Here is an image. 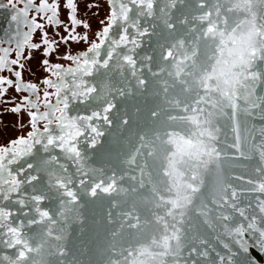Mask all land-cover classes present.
Wrapping results in <instances>:
<instances>
[{
    "label": "snow or ice",
    "instance_id": "1",
    "mask_svg": "<svg viewBox=\"0 0 264 264\" xmlns=\"http://www.w3.org/2000/svg\"><path fill=\"white\" fill-rule=\"evenodd\" d=\"M16 4L0 0V133L6 114L19 133L0 144V264H262L264 0ZM37 54L47 75L26 80Z\"/></svg>",
    "mask_w": 264,
    "mask_h": 264
},
{
    "label": "flooded vegetation",
    "instance_id": "2",
    "mask_svg": "<svg viewBox=\"0 0 264 264\" xmlns=\"http://www.w3.org/2000/svg\"><path fill=\"white\" fill-rule=\"evenodd\" d=\"M3 3L7 4V0H3ZM25 3V0H17L16 7L17 9L22 6V4ZM80 11L81 14L84 12V4L81 3L80 5ZM107 9L104 8L100 11L99 17H91L92 27L93 30H96L99 28L98 19L103 18V16L106 14ZM13 14V10L9 8L0 9V39L6 40L7 36L5 35L7 32H12L15 29V25L11 21L10 17ZM34 13H30V16ZM89 16H91V13H89ZM66 17V13L62 15V18ZM51 31V29H49ZM35 39H39V32L36 33ZM2 46H8L6 43ZM14 47V44H13ZM84 45H73V50L76 48H83ZM63 51V48L61 49ZM40 56L37 54L36 59L31 61L32 69L35 72V76H29L27 73H25V79L26 80H33V81H39L42 79L47 73L43 71V69L39 66V60ZM9 95L15 96L17 95L14 91L10 90ZM175 114V113H174ZM3 121L6 127L3 129L2 133H0V144H3L7 142L9 139L15 138L19 133L16 131L14 124L16 122V116L12 114H6L3 116ZM105 146H107V139H105L102 142ZM91 154L92 160L90 161L93 166L95 167H104V168H110L116 161L110 157V156H103L100 155L99 152L96 154H93L91 150H89V155ZM70 231L73 232V235H76L75 232V226H73ZM11 250H2L0 251V254H3L4 252H10Z\"/></svg>",
    "mask_w": 264,
    "mask_h": 264
},
{
    "label": "water",
    "instance_id": "3",
    "mask_svg": "<svg viewBox=\"0 0 264 264\" xmlns=\"http://www.w3.org/2000/svg\"><path fill=\"white\" fill-rule=\"evenodd\" d=\"M253 123H255L257 127H260L261 124H262V122L259 120V118H256L253 121ZM90 157H92L91 154H90ZM246 171H250V166L248 165L247 161H243L241 163H238L235 168H229L228 169L229 175H236V176H238L241 173L246 172ZM212 179H213V177H212L211 174L206 175L205 176L206 184H208L210 186L211 182H212ZM145 229H146V233L151 231V227L150 226L146 225ZM253 254L255 255L256 253H253ZM262 264H264V260H262Z\"/></svg>",
    "mask_w": 264,
    "mask_h": 264
}]
</instances>
